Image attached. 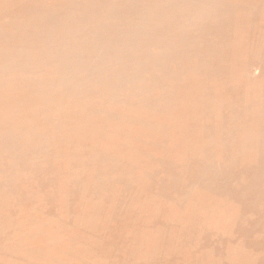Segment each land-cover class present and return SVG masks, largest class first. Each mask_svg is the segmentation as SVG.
I'll return each mask as SVG.
<instances>
[{
	"label": "rangeland",
	"instance_id": "1",
	"mask_svg": "<svg viewBox=\"0 0 264 264\" xmlns=\"http://www.w3.org/2000/svg\"><path fill=\"white\" fill-rule=\"evenodd\" d=\"M0 264H264V0H0Z\"/></svg>",
	"mask_w": 264,
	"mask_h": 264
},
{
	"label": "bare ground",
	"instance_id": "2",
	"mask_svg": "<svg viewBox=\"0 0 264 264\" xmlns=\"http://www.w3.org/2000/svg\"><path fill=\"white\" fill-rule=\"evenodd\" d=\"M253 67H254V65H253ZM255 70V69H254ZM61 180V179H60ZM75 230V229H74ZM107 263V262H106Z\"/></svg>",
	"mask_w": 264,
	"mask_h": 264
}]
</instances>
